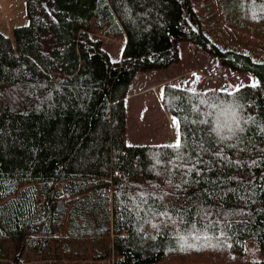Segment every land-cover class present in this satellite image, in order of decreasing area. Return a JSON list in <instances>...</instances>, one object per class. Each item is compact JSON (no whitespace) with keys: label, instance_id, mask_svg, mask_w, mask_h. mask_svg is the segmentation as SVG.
<instances>
[{"label":"trees","instance_id":"16d2710c","mask_svg":"<svg viewBox=\"0 0 264 264\" xmlns=\"http://www.w3.org/2000/svg\"><path fill=\"white\" fill-rule=\"evenodd\" d=\"M25 4L13 39L0 30V264H159L264 248V60L217 46L222 63L258 81L165 82L160 99L182 146L131 143L134 75L207 40L193 0ZM243 17L264 27V0H244ZM92 30L124 35L122 57ZM237 120L243 131L229 135Z\"/></svg>","mask_w":264,"mask_h":264},{"label":"rangeland","instance_id":"374dc122","mask_svg":"<svg viewBox=\"0 0 264 264\" xmlns=\"http://www.w3.org/2000/svg\"><path fill=\"white\" fill-rule=\"evenodd\" d=\"M193 2L208 41L204 38L198 43L182 42L180 61L165 69L139 71L134 75L125 104L128 142L149 144L177 139L178 123H173V116L165 110L160 99V89L165 82L195 89L212 86L234 89L258 81L254 73L234 70L222 63L216 50L222 47L250 51L255 60H264V27H251L245 23L244 0ZM27 22L25 0H0V30L4 34L13 39V28ZM92 35L103 39L112 59L121 58L124 35L106 36L97 30H92ZM256 259H264V248L251 242L242 255L194 257L159 264H253Z\"/></svg>","mask_w":264,"mask_h":264},{"label":"snow or ice","instance_id":"6c2138e0","mask_svg":"<svg viewBox=\"0 0 264 264\" xmlns=\"http://www.w3.org/2000/svg\"><path fill=\"white\" fill-rule=\"evenodd\" d=\"M173 123L177 124V120H176L175 117H173ZM177 126H178V124H177ZM237 130H239L241 132L243 131V128L240 127V123H239L238 120L235 121V128H231V127L229 128V135H235V132ZM216 131H217V135L219 136V139L216 141V143L219 144V143H221L224 140V136L219 135V130L218 129ZM181 146H182L181 139H180L179 132H178L177 139L172 144H169L166 147H169V148H172V147L180 148ZM228 147L231 148V147H234V146L230 144V145H228ZM201 151L202 152H206V151H209V149L201 147ZM212 155L215 156V157H219V156H221V152L220 151H216V152L212 153ZM192 159H196V158L192 157ZM197 162L198 163H203L204 161L203 160H198ZM235 163L239 164L240 162L239 161H235ZM253 163H255V162L253 161ZM186 167L190 168L193 171H196L197 176L200 175V172L195 169V165L189 164V165H186ZM196 182H198V181H196ZM185 183H187V181H185ZM176 187H179V185H177ZM262 191H264V189H262ZM156 215L165 216L166 213L158 212V213H156ZM154 227H155V225H154Z\"/></svg>","mask_w":264,"mask_h":264},{"label":"water","instance_id":"95a60500","mask_svg":"<svg viewBox=\"0 0 264 264\" xmlns=\"http://www.w3.org/2000/svg\"><path fill=\"white\" fill-rule=\"evenodd\" d=\"M43 4H44V6H45L47 9H49V7H48V5H47L46 2H44Z\"/></svg>","mask_w":264,"mask_h":264}]
</instances>
